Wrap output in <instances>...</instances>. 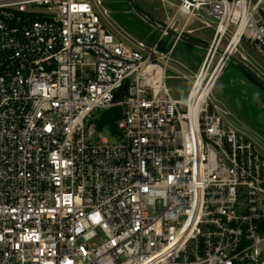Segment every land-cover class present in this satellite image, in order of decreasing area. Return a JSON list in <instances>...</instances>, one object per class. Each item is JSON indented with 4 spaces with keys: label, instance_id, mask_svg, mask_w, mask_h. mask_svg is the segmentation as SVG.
Segmentation results:
<instances>
[{
    "label": "built area",
    "instance_id": "2783aa9c",
    "mask_svg": "<svg viewBox=\"0 0 264 264\" xmlns=\"http://www.w3.org/2000/svg\"><path fill=\"white\" fill-rule=\"evenodd\" d=\"M178 1L167 26L214 31L185 100L179 38L126 44L92 0H0V264H264V156L211 99L243 42L264 58V0ZM116 106L122 136L98 130Z\"/></svg>",
    "mask_w": 264,
    "mask_h": 264
},
{
    "label": "rangeland",
    "instance_id": "374dc122",
    "mask_svg": "<svg viewBox=\"0 0 264 264\" xmlns=\"http://www.w3.org/2000/svg\"><path fill=\"white\" fill-rule=\"evenodd\" d=\"M102 1V6L98 0H92V3L96 7L98 15L106 22L113 34L124 43L127 44V41L136 38L146 41L148 45H154L162 36L163 33L161 31L149 26L133 13L126 0ZM134 1L140 9L149 13L162 24L167 21V16H171L176 12L179 4L178 0H167L169 2L168 5H165L162 0ZM104 8L108 9L111 14H105ZM262 14L264 16V8ZM197 34L208 38L211 37V33L206 34L202 31ZM173 40L174 38L170 36L164 37L162 47L166 44H172ZM246 43L243 42L239 50L245 53L248 59L246 63L264 77V58L253 49H249ZM205 53L206 50L194 48L181 41L175 48L172 57L173 61L170 63L167 75L191 76L190 70L194 72L199 70L205 58ZM236 57L240 58L239 56ZM179 63L189 65L190 69L184 68ZM166 85L171 95L175 98L185 99L190 89V83L183 80L168 79ZM211 99L214 103L220 102L225 105L226 109L231 113V116L226 118L227 124L232 126H235L233 123L235 112L242 111V106L244 105L246 108L244 109L245 112H243L245 122L247 125L249 124L248 126L251 129H255L261 135L262 139L254 137V141L257 151L264 156V89L253 83L241 69L229 61L222 72ZM103 140L111 143L119 142V139L111 134L107 126L101 132H96L93 137V141L98 144L102 143Z\"/></svg>",
    "mask_w": 264,
    "mask_h": 264
},
{
    "label": "water",
    "instance_id": "95a60500",
    "mask_svg": "<svg viewBox=\"0 0 264 264\" xmlns=\"http://www.w3.org/2000/svg\"><path fill=\"white\" fill-rule=\"evenodd\" d=\"M126 1L129 3L132 12L135 13L137 16H139L146 24L153 27L154 29L161 31L163 34L165 33L167 36H170L174 39L179 38L180 41L186 42L188 44L201 46L206 51L209 49V46H203L201 44L193 42L190 39H188L185 35L181 34V32L178 30V27L180 25L179 21H176L172 27H169L166 24H160L154 21L148 15H146L138 7V5L134 0H126ZM223 55H224V50L220 51V56ZM229 61L235 64L239 69L250 74L255 80H257L264 87V77L261 76L254 68L248 65L245 61H243L242 59L236 56H232ZM122 114H123V108L121 106H116L108 111H105L102 114L101 119L97 122L98 130L100 131L104 125H108L114 134L122 136L116 127V122L119 119H121Z\"/></svg>",
    "mask_w": 264,
    "mask_h": 264
},
{
    "label": "crops",
    "instance_id": "0c3cea01",
    "mask_svg": "<svg viewBox=\"0 0 264 264\" xmlns=\"http://www.w3.org/2000/svg\"><path fill=\"white\" fill-rule=\"evenodd\" d=\"M163 2H164V4L165 5H168L169 4V2L167 1V0H162ZM145 12V14L146 15H148L150 18H152L154 21H156V22H158V23H160V21H157V19H155L153 16H151V15H149V13H146V11H144ZM169 21V16H167V21L165 22V24H167V22ZM204 22H206V23H208V24H210V26L211 27H209V28H204ZM160 24H162V23H160ZM200 31H202V32H204V33H206V34H208V33H211V37H205V36H202V35H198L197 33L198 32H200ZM188 39H190L191 41H193V42H196V43H198V44H201V45H203V46H208V44L212 41V39H213V35H214V31H213V23H212V21L207 17V15H206V13H204V12H202L201 14H200V16H197L196 18H193L192 19V21H191V23H190V26L188 27V31L187 32H185V34H184ZM161 37H163V34H162V36ZM160 37V38H161ZM164 37H166V36H164ZM163 37V38H164ZM133 40H138V39H136V38H132L131 40H129V41H127V43L128 44H130L131 42H133ZM144 41V40H143ZM181 42V41H180ZM179 42V43H180ZM245 42H247V41H245ZM179 43L177 44V46L179 45ZM188 44V43H187ZM247 44V47L249 48V49H253L255 52H257L256 50H255V48L253 47V45L251 44V43H249V42H247L246 43ZM168 44H166V45H164L163 47L165 48L166 46H167ZM189 45H191V44H189ZM192 47H194V48H198V49H201V50H205V49H203L201 46H196V45H191ZM207 52V51H206ZM244 55H245V53L244 52H242ZM258 53V52H257ZM206 54V53H205ZM204 54V55H205ZM259 54V53H258ZM260 55V54H259ZM246 56V55H245ZM172 61H173V59H172ZM171 61V62H172ZM170 62V63H171ZM170 63H169V68H170ZM181 66H183L184 68H187V69H190V66L189 65H185V64H183V63H179ZM201 66V65H200ZM190 74H191V76H193V74L196 72H194V71H192V70H190ZM191 76H189V77H187V76H180V75H177V74H175V75H173V76H169V78L168 79H175V80H183V81H187V82H189L190 83V88H191V82L189 81V80H187L186 78H189L190 79V77ZM167 79V80H168ZM169 89V88H168ZM189 92H190V89H189V91H188V93H187V97H188V95H189ZM170 94H171V92H170ZM172 96V95H171ZM173 97V96H172ZM187 97L185 98V99H187ZM174 99H177V100H185V99H182V98H175V97H173ZM242 106V105H241ZM243 108H242V111L241 110H239V111H237V112H235V117H234V120H233V123H234V125L236 126V128L237 129H239V130H241V131H243L244 133H246L252 140H253V142H254V145H255V141H254V137L255 138H260V139H262V137H261V135L255 130V129H251L247 124H246V122H245V117L243 116V112H245L244 111V109H246L245 107H244V105L242 106ZM232 115H233V113H232ZM246 115H247V113H246ZM234 126V127H235ZM256 131V132H255ZM255 148H256V146H255ZM257 150V149H256ZM259 152V151H258ZM260 153V152H259ZM261 154V153H260ZM262 155V154H261ZM263 156V155H262Z\"/></svg>",
    "mask_w": 264,
    "mask_h": 264
},
{
    "label": "trees",
    "instance_id": "16d2710c",
    "mask_svg": "<svg viewBox=\"0 0 264 264\" xmlns=\"http://www.w3.org/2000/svg\"><path fill=\"white\" fill-rule=\"evenodd\" d=\"M139 7V6H138ZM140 8V7H139ZM142 10V9H141ZM143 11V10H142ZM144 12V11H143ZM145 13V12H144ZM237 67V66H236ZM241 71H243V70H241ZM243 73L249 78V79H251V81L253 82V83H255L256 85H258V86H260L261 88H263L264 89V87L257 81V80H255L250 74H248L247 72H245V71H243ZM125 91V90H124ZM117 99H119V96L117 97Z\"/></svg>",
    "mask_w": 264,
    "mask_h": 264
},
{
    "label": "bare ground",
    "instance_id": "6f19581e",
    "mask_svg": "<svg viewBox=\"0 0 264 264\" xmlns=\"http://www.w3.org/2000/svg\"><path fill=\"white\" fill-rule=\"evenodd\" d=\"M225 60L222 62V64L220 65L219 69H218V72L221 70V68L223 67V64H224Z\"/></svg>",
    "mask_w": 264,
    "mask_h": 264
}]
</instances>
